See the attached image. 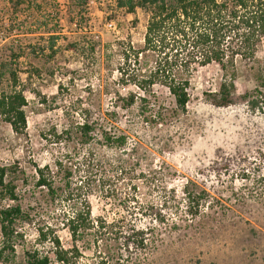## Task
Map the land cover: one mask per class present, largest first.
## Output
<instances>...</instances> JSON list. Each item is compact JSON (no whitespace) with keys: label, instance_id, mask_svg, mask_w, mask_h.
Returning a JSON list of instances; mask_svg holds the SVG:
<instances>
[{"label":"rangeland","instance_id":"374dc122","mask_svg":"<svg viewBox=\"0 0 264 264\" xmlns=\"http://www.w3.org/2000/svg\"><path fill=\"white\" fill-rule=\"evenodd\" d=\"M16 1L0 0V55H5L7 45L19 40L42 42L41 33L45 40L57 36V51L52 58L31 55L18 63L21 84L27 90V128L16 135L9 125H0V166H19L31 184L36 166L53 167L54 161L61 159L65 167L73 168L76 182L80 175L77 168L85 161L94 171L105 170V181L118 198L132 193V186H136L141 202H166V210H172L168 224H177L180 229L169 231L163 226L160 240L146 252L141 264H264V196L253 197L256 188L264 184L260 162L264 152V89L255 92L254 106L217 107L209 94L218 90L221 71L217 65L200 69L192 79L186 113L163 118L164 124L151 127L138 104L122 109L118 100L119 96L140 93L133 85L118 83L122 63L118 44L130 42L137 49L143 46L149 20L145 11L138 9L131 18H121L119 26L110 20L119 29L113 33L105 27L109 20L104 0H91L87 7L75 0H33L34 4L27 0L15 11ZM41 44L46 47L49 41ZM75 44L78 50L71 49ZM237 68V91L254 92L256 77L264 76V40L255 61L251 65L238 61ZM154 93L164 107L173 108L166 89L157 86ZM88 119L107 129L114 125L125 134L126 152L103 146L100 136L83 145L78 125ZM222 159L231 161L229 168H222ZM121 162L127 164L123 174L115 171ZM95 173L90 196L94 214L112 220L120 210L98 191L100 175L105 173ZM19 184L22 186V181ZM187 184L195 192H207L203 212L195 219L187 214L190 203L182 192ZM27 196L31 206L41 199L45 208L42 195L28 192ZM41 215L45 216L44 211ZM40 220L39 215L35 223ZM48 221L52 223V219ZM58 234L69 249L67 231L59 228ZM35 248L43 247L37 242L35 224L27 225L17 258L8 264L22 263L24 250ZM84 256L79 264H101L94 247L84 250Z\"/></svg>","mask_w":264,"mask_h":264},{"label":"trees","instance_id":"16d2710c","mask_svg":"<svg viewBox=\"0 0 264 264\" xmlns=\"http://www.w3.org/2000/svg\"><path fill=\"white\" fill-rule=\"evenodd\" d=\"M75 1L82 7L91 2ZM26 2L17 0L14 10ZM104 3L106 20H114L118 26L121 18H131L138 9L149 16L141 48H135L130 42L118 44L122 58L118 83L123 87L133 85L140 91L119 96L122 109L138 104L151 127L164 124L163 118H178L187 111L194 75L212 65H217L222 75L218 90L209 94L213 105L257 104L255 92L264 89V76L256 77L254 92L240 94L236 84L237 62L251 65L255 61L259 44L264 40V0H104ZM30 4H34L33 0ZM40 37L42 42L49 41L48 46L44 47L41 41L19 40L7 45L5 55H0V125H9L16 135L23 134L27 128L25 108L28 105L18 63L31 55L52 58L57 51V36L50 35L45 40L41 33ZM71 49L78 50V45H71ZM157 86L167 90L173 108L164 107L162 99L155 95ZM110 115L116 116L115 113ZM114 128L113 125L107 129L99 121L89 119L78 125L83 145L100 136L103 146L126 152L128 137ZM83 162L77 168L80 175L76 182L73 168L65 167L61 159L55 160L53 167L36 166L31 184L19 166H0L1 264L15 262L17 247L25 240V227L32 224L36 227L37 242L44 250L25 249L24 261L20 264H79L85 257L84 250L92 247L101 264H141L146 252L160 240L163 226L169 231L180 229L177 224H168L172 210H166V202L159 205L141 202L136 186H132V193L118 198L116 190L105 181V170L94 171L91 163ZM122 162L115 169L117 173L123 174L126 169L127 164ZM230 162L222 159V168H229ZM260 162L264 166V152ZM95 172L105 173L100 175L99 193L103 199L114 201L120 210L119 216L112 220L94 214L90 196L92 181L97 177ZM61 173H64L62 178ZM28 192L42 195L46 210L41 199L35 202L36 206H31ZM182 192L190 203L187 214L197 218L203 212L207 192H195L188 184ZM35 196L32 197L36 199ZM263 196L264 184H261L253 197ZM39 215L41 220L35 223ZM59 228L70 236L69 249L62 244Z\"/></svg>","mask_w":264,"mask_h":264},{"label":"built area","instance_id":"2783aa9c","mask_svg":"<svg viewBox=\"0 0 264 264\" xmlns=\"http://www.w3.org/2000/svg\"><path fill=\"white\" fill-rule=\"evenodd\" d=\"M105 27L108 28V30L112 31L113 33H119L118 26L115 22L109 21L105 24Z\"/></svg>","mask_w":264,"mask_h":264}]
</instances>
